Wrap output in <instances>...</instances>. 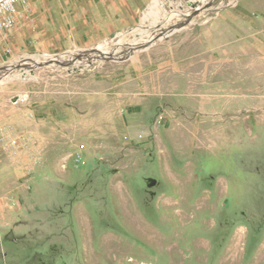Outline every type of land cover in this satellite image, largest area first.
I'll return each instance as SVG.
<instances>
[{
  "label": "rangeland",
  "instance_id": "1",
  "mask_svg": "<svg viewBox=\"0 0 264 264\" xmlns=\"http://www.w3.org/2000/svg\"><path fill=\"white\" fill-rule=\"evenodd\" d=\"M204 1L19 4L0 264H264V0Z\"/></svg>",
  "mask_w": 264,
  "mask_h": 264
},
{
  "label": "built area",
  "instance_id": "2",
  "mask_svg": "<svg viewBox=\"0 0 264 264\" xmlns=\"http://www.w3.org/2000/svg\"><path fill=\"white\" fill-rule=\"evenodd\" d=\"M27 0H0V36L18 23L19 4Z\"/></svg>",
  "mask_w": 264,
  "mask_h": 264
},
{
  "label": "bare ground",
  "instance_id": "3",
  "mask_svg": "<svg viewBox=\"0 0 264 264\" xmlns=\"http://www.w3.org/2000/svg\"><path fill=\"white\" fill-rule=\"evenodd\" d=\"M202 1V0H201ZM209 1V2H208ZM211 2V0H206V1H204L202 4H204V3H210ZM201 7H198V8H194V10H193V12L194 11H197L198 9H200ZM192 12V10H191V12H190V14H192L193 13ZM191 16V15H190ZM182 25V24H181ZM168 28H170V27H168ZM170 31V29H164L163 30V32H157L156 34H154V35H152L151 36V38L150 39H152L150 42H152L153 40L155 41V39H157V37H155V35H159V34H163V33H168ZM163 36V35H162ZM155 37V38H154ZM103 53H105V54H108V51L107 50H103ZM107 56H110V55H107ZM2 71V70H1Z\"/></svg>",
  "mask_w": 264,
  "mask_h": 264
},
{
  "label": "water",
  "instance_id": "4",
  "mask_svg": "<svg viewBox=\"0 0 264 264\" xmlns=\"http://www.w3.org/2000/svg\"><path fill=\"white\" fill-rule=\"evenodd\" d=\"M56 61L60 62L59 60H56Z\"/></svg>",
  "mask_w": 264,
  "mask_h": 264
}]
</instances>
